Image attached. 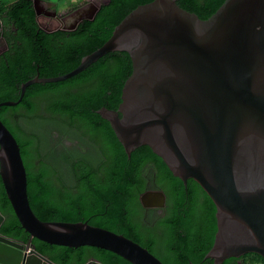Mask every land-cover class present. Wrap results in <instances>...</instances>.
<instances>
[{"label": "water", "instance_id": "water-1", "mask_svg": "<svg viewBox=\"0 0 264 264\" xmlns=\"http://www.w3.org/2000/svg\"><path fill=\"white\" fill-rule=\"evenodd\" d=\"M116 50L129 53L132 71L118 108L98 112L110 122L128 157L148 145L174 176L184 184L194 179L208 194L217 229L204 258L220 264L257 253L264 259V0H224L205 19L176 0L140 4L75 68L29 79L22 83L18 100L1 101L0 106L19 102L29 84L65 80ZM0 177L30 237L103 248L133 264H164L146 247L112 230L87 221L39 219L29 203L20 146L1 118ZM3 221L0 212V226ZM0 264L57 263L30 241L0 232Z\"/></svg>", "mask_w": 264, "mask_h": 264}, {"label": "trees", "instance_id": "trees-1", "mask_svg": "<svg viewBox=\"0 0 264 264\" xmlns=\"http://www.w3.org/2000/svg\"><path fill=\"white\" fill-rule=\"evenodd\" d=\"M150 1L108 0L98 6L92 18L83 20L71 32L50 33L40 28L33 0H0V38L10 46L9 50L0 53V102L17 99L22 83L37 73L41 77H54L75 68L83 56L100 47L111 36L114 27L131 10ZM223 1L217 0L207 14L183 4L181 7L205 19ZM67 35L69 37L65 38ZM92 65H97L99 83L89 87L84 94H68L63 103H60L63 100L57 101L53 107V111L61 113L62 117L55 121L56 127L77 139L76 145L67 147L62 144L61 148H50L42 154L49 146L47 136L41 135L40 142L33 146L32 139L16 136L26 167L29 203L41 220L87 221L123 234L152 252L151 244L140 242L122 229H117L116 217L125 214L130 205L138 204V194L132 188L136 184L141 186L140 170L147 161H154L160 171L178 181L179 198L185 194L183 181L173 175L163 159L148 145L135 148L128 157L110 122L93 110L103 103L108 108L118 107L123 84L132 71L129 53L122 50L108 52L78 74L65 80L47 82L44 86L63 87L85 75ZM41 86V83L29 85L24 100L26 96L38 93ZM8 109L7 105L0 106V118L9 127L3 115ZM33 124L34 127L40 126L38 121ZM188 188H191L190 184ZM106 205H109L108 220L103 216ZM0 212L4 216L0 226L3 235L21 242L30 241L36 251L57 264H69L71 257H79L83 253H87L86 256L75 264H83L89 257L101 264H133L103 248L88 245L68 247L30 237L14 214L1 177ZM182 226L177 219L169 224L165 239L160 243L162 254L159 259L164 264H214L212 259L204 258L214 236L211 234L206 243L196 230L188 229L184 235L177 232L176 228ZM246 254L257 255L264 264L261 255ZM236 258H226L220 264H238Z\"/></svg>", "mask_w": 264, "mask_h": 264}, {"label": "flooded vegetation", "instance_id": "flooded-vegetation-1", "mask_svg": "<svg viewBox=\"0 0 264 264\" xmlns=\"http://www.w3.org/2000/svg\"><path fill=\"white\" fill-rule=\"evenodd\" d=\"M107 1L108 0L105 2ZM176 2L180 6L183 4L187 8H195L201 11L202 14H207L212 10L217 0H176ZM39 6L44 10L42 3H39ZM85 19H88L86 15L79 17L76 19V23L74 22V25L79 24ZM59 22L62 25L61 20H58V23ZM75 27L64 28L59 26L56 28H43L40 26L44 31L50 33L55 31L71 32ZM64 37L66 38L69 36L67 35ZM9 48L10 46L5 44L4 50H9ZM96 66L92 65L84 73L85 75L80 76L72 83L65 84L63 87H47L44 86L47 82H35L41 83L42 89L38 93L26 96V99L24 100L27 87L35 83L26 86L21 100L14 105L8 106L9 109L3 114L9 123V127H7L13 133L15 138H17L16 136L20 138H30L33 140L32 146L40 142L39 139L41 138V135H45L48 139H51V135L54 133L53 137H55L56 140H60L59 135H56L55 131L51 129L53 126H58L55 124V121L58 118H62L61 113L53 111L54 104L57 101L63 100L68 94H76L80 92H83L84 94L89 87L91 88L98 84L99 76L96 72ZM36 76L41 77L38 73L34 77ZM18 98L12 99V101H16ZM63 102L64 100L60 103ZM105 104L106 103H103L98 108L93 109L95 113L101 115L98 111L103 107L108 108ZM108 109L116 110L113 108ZM34 121H38L40 126L34 127ZM90 134H87L89 138L91 137ZM66 136L71 139H66L64 141L60 140L61 147L62 144L67 147H72L78 143V140L74 139L73 136L68 134H66ZM140 178L141 186L139 187V185L136 184V187L132 188L138 194V204L130 205L128 210L124 212L125 214L116 217L117 229H122L128 235L136 237L140 242L151 244L153 250L152 253L158 258L162 254L160 243L165 239L169 224L175 219H177V223H182L183 225L180 228H176V231L182 235H184L188 229L196 230V233L200 234V237L206 243L209 241L211 234L215 236V206L208 194L197 184L196 181L188 178L186 184L183 182L185 186V194L183 197L179 198L177 192L179 191L178 181L176 179H170L164 172L160 171L154 161H147L142 166L140 170ZM188 184L191 186L190 189L188 188ZM178 202L181 204L179 205ZM108 207L106 205V210L103 213L106 220L110 217ZM177 212L178 215H176ZM86 254L87 253H83L79 257H71L69 264L77 263L80 259L86 256ZM242 257L243 255L236 258L238 264H240ZM90 260L95 259L89 257L83 264Z\"/></svg>", "mask_w": 264, "mask_h": 264}, {"label": "rangeland", "instance_id": "rangeland-1", "mask_svg": "<svg viewBox=\"0 0 264 264\" xmlns=\"http://www.w3.org/2000/svg\"><path fill=\"white\" fill-rule=\"evenodd\" d=\"M106 0H34L35 7L37 10V20L41 27L43 28H56L72 27L76 23V19L81 16H90L93 10ZM42 3L44 10L39 6ZM58 20H61L62 25ZM75 22V23H74ZM5 42L0 38V52L4 50ZM55 134L59 135V139L64 141L66 139H71L66 136L61 130L56 127H51ZM54 134V133H53ZM51 135V139H48V147L43 150L42 154L46 153L50 148H61L60 140H56L55 137ZM69 135V134H68ZM240 264H263L262 260L254 254L243 255L240 260Z\"/></svg>", "mask_w": 264, "mask_h": 264}, {"label": "crops", "instance_id": "crops-1", "mask_svg": "<svg viewBox=\"0 0 264 264\" xmlns=\"http://www.w3.org/2000/svg\"><path fill=\"white\" fill-rule=\"evenodd\" d=\"M9 1H11V0H9ZM33 3H34V0H33ZM35 4V3H34ZM33 4V6H34V9L36 10V7H35V5ZM36 12H37V10H36ZM35 12V13H36ZM36 15H37V13H36Z\"/></svg>", "mask_w": 264, "mask_h": 264}]
</instances>
